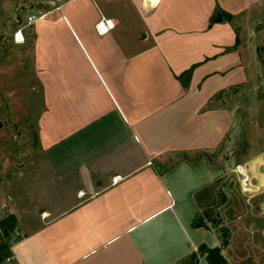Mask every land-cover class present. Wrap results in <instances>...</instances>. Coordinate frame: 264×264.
<instances>
[{"label": "crops", "instance_id": "obj_1", "mask_svg": "<svg viewBox=\"0 0 264 264\" xmlns=\"http://www.w3.org/2000/svg\"><path fill=\"white\" fill-rule=\"evenodd\" d=\"M45 2L24 29L41 96V156L18 171L29 190L1 174L0 145V219L17 218L2 264H188L201 244L221 245L193 221L236 126L229 94L249 80L236 24L264 0ZM252 173L264 225V158ZM61 195L71 200L56 206Z\"/></svg>", "mask_w": 264, "mask_h": 264}, {"label": "rangeland", "instance_id": "obj_2", "mask_svg": "<svg viewBox=\"0 0 264 264\" xmlns=\"http://www.w3.org/2000/svg\"><path fill=\"white\" fill-rule=\"evenodd\" d=\"M28 1L0 0V145L4 163L1 174L10 177L12 185L16 184V193L18 187L29 190L31 186L18 172L22 165L32 169L33 161L41 156L37 138L41 96L32 68L31 41L16 43L13 23L25 24L30 14L45 10L47 4L45 0H33L34 6L30 7ZM236 27L238 40L248 54L249 80L229 94L237 122L230 143L212 154L222 174L214 185L215 198L208 199L204 208L227 203L226 225L220 207L218 212L222 225L230 230L226 247L232 246L224 254L230 264H264V225L255 224L259 220V199L254 192L257 182L252 177L264 158V4L244 14ZM70 200L61 195L54 203L58 206ZM41 201L47 202L44 198ZM214 228L219 230L220 226Z\"/></svg>", "mask_w": 264, "mask_h": 264}, {"label": "trees", "instance_id": "obj_3", "mask_svg": "<svg viewBox=\"0 0 264 264\" xmlns=\"http://www.w3.org/2000/svg\"><path fill=\"white\" fill-rule=\"evenodd\" d=\"M193 68L185 71L179 76L183 85L188 86ZM225 198V197H224ZM220 205H213L198 214L193 221L194 227H214L220 226V234L222 243L219 246L208 247L201 244L197 253H193L188 264H198L200 256H206L210 264H230L223 253V249L229 244L230 230L228 227L222 225V219L219 216L218 208ZM17 226V218L14 214L8 213L0 219V264H2L6 257L11 255V241L10 236Z\"/></svg>", "mask_w": 264, "mask_h": 264}, {"label": "built area", "instance_id": "obj_4", "mask_svg": "<svg viewBox=\"0 0 264 264\" xmlns=\"http://www.w3.org/2000/svg\"><path fill=\"white\" fill-rule=\"evenodd\" d=\"M44 16H45V14H43V13H40V14H30L27 17V21L25 22V24L20 25V24L14 23V25H13V38H14V41L16 43H22V42H24L25 41L24 29L26 27L31 26L38 19H41ZM112 26L113 25L109 21H107V22L100 21L97 24V27L100 29L101 32L107 31ZM13 260H14V257H13L12 254L9 255L8 257H6V259H5V261L8 262V263L13 262Z\"/></svg>", "mask_w": 264, "mask_h": 264}, {"label": "water", "instance_id": "obj_5", "mask_svg": "<svg viewBox=\"0 0 264 264\" xmlns=\"http://www.w3.org/2000/svg\"><path fill=\"white\" fill-rule=\"evenodd\" d=\"M222 18H221V16H219V20H221Z\"/></svg>", "mask_w": 264, "mask_h": 264}]
</instances>
